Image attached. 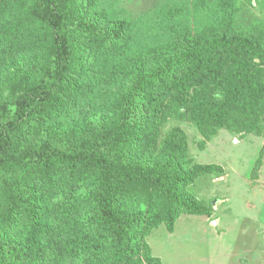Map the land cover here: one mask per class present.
<instances>
[{
	"label": "trees",
	"instance_id": "trees-1",
	"mask_svg": "<svg viewBox=\"0 0 264 264\" xmlns=\"http://www.w3.org/2000/svg\"><path fill=\"white\" fill-rule=\"evenodd\" d=\"M101 1L0 0V264H164L146 237L210 216L191 188L224 173L164 120L190 121L202 144L264 131L263 33L228 15L133 57V26ZM100 85L111 102L85 122ZM68 116L82 123L56 125Z\"/></svg>",
	"mask_w": 264,
	"mask_h": 264
},
{
	"label": "rangeland",
	"instance_id": "rangeland-1",
	"mask_svg": "<svg viewBox=\"0 0 264 264\" xmlns=\"http://www.w3.org/2000/svg\"><path fill=\"white\" fill-rule=\"evenodd\" d=\"M100 7L133 26V57L149 58L180 35L218 24L228 15L236 30L264 35V0H102ZM125 61L133 62L129 57ZM114 89L115 85L97 88L101 92L92 99L101 109L93 101L86 103L85 122L103 119ZM70 121L75 126L82 123L68 116L56 125L64 129ZM261 125L264 128V116ZM174 126L186 134L195 162L220 165L224 173L200 178L191 188L199 200L212 206V214H183L173 232L163 224L155 228L146 237L152 254L164 264H264V131L222 127L202 144V135L186 119L167 117L162 132Z\"/></svg>",
	"mask_w": 264,
	"mask_h": 264
}]
</instances>
